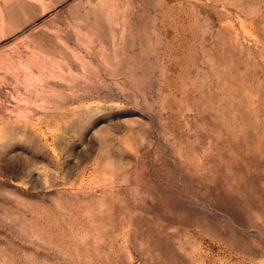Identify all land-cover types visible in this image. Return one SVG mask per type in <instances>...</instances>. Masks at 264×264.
Listing matches in <instances>:
<instances>
[{"label":"rangeland","instance_id":"374dc122","mask_svg":"<svg viewBox=\"0 0 264 264\" xmlns=\"http://www.w3.org/2000/svg\"><path fill=\"white\" fill-rule=\"evenodd\" d=\"M0 264H264V0H0Z\"/></svg>","mask_w":264,"mask_h":264}]
</instances>
